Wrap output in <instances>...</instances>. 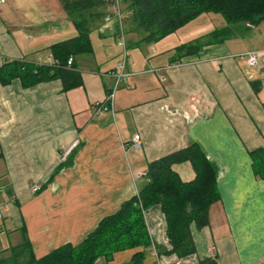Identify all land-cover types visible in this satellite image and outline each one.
<instances>
[{
    "label": "crops",
    "instance_id": "obj_1",
    "mask_svg": "<svg viewBox=\"0 0 264 264\" xmlns=\"http://www.w3.org/2000/svg\"><path fill=\"white\" fill-rule=\"evenodd\" d=\"M78 20L60 0H7L0 6V67L38 58L49 63L53 45L78 36ZM102 23L91 26L93 52L75 57L82 87L63 92L59 79L30 88L19 79L7 86L0 82V206L11 203V212L0 219V253L22 244L23 229L37 258L80 245L102 219L137 195L150 162L197 143L217 166L220 200L210 208L207 227L192 225L197 253L183 259L165 255L170 245L161 209L145 213L164 264L207 258L217 264L264 263V177L251 155L264 150V57L257 68L237 58L264 51V22L236 25L231 38L209 39L186 55L175 52L195 40L189 35L187 42L169 41L173 33L147 43V33L137 31L132 20L125 31L131 76L116 92L115 115L96 118L94 105L113 85L102 75L121 62L119 29L111 22L101 28ZM214 32L208 28L190 37ZM75 141L70 165L55 173ZM173 170L184 182L196 177L189 162ZM151 243L141 264H154ZM142 251L118 252L96 264H134Z\"/></svg>",
    "mask_w": 264,
    "mask_h": 264
},
{
    "label": "trees",
    "instance_id": "obj_2",
    "mask_svg": "<svg viewBox=\"0 0 264 264\" xmlns=\"http://www.w3.org/2000/svg\"><path fill=\"white\" fill-rule=\"evenodd\" d=\"M130 1L128 8L132 11V20L147 33L144 39L147 43L166 38L207 12L220 13L227 21L226 28L212 33H222L224 36L213 39L217 42L231 38L236 25L258 26L264 22V0ZM60 2L68 15H79L80 20L75 22L78 36L51 47L52 59L58 64L38 66L35 60L3 64L0 67V82L3 86L16 79L21 81L24 88L58 79L62 82L63 92L83 86L82 73L75 57L93 52L91 26L105 18L106 11L112 8L115 0ZM93 11L97 13H92ZM202 46L200 41L198 44H184L176 50L178 54L190 55L198 52ZM71 57L74 64L72 69H68L66 65ZM73 153L74 151L55 173L70 165ZM251 155L256 173L264 177V150H257ZM185 162L191 163L196 173L191 182L182 181L173 170L175 164ZM219 200L217 166L202 147L194 143L150 162L146 180L140 184L138 194L125 201L115 214L102 219L80 245L66 244L43 258H37L27 231L23 229L22 244L0 253V264H96L100 259L112 260L118 252L143 248L145 251L137 252L133 258L134 264H141L151 242L144 214L154 207H159L166 218L170 249L165 251V255L187 258L197 253L191 232L192 225L199 230L207 227L210 208ZM200 264H217V261L207 258Z\"/></svg>",
    "mask_w": 264,
    "mask_h": 264
},
{
    "label": "built area",
    "instance_id": "obj_3",
    "mask_svg": "<svg viewBox=\"0 0 264 264\" xmlns=\"http://www.w3.org/2000/svg\"><path fill=\"white\" fill-rule=\"evenodd\" d=\"M7 0H0V6L4 5ZM111 9H114L116 11V15L113 16L114 19L118 20V24L120 26V29L118 30V33L116 35V45L121 50V62L119 63L118 67L115 70L108 71L104 73L102 76H104L107 79L113 80V85L111 90L106 94L105 99L102 102H98L94 105V111H95V117L101 118L106 114L115 115V100H116V92L118 89L125 83H127L128 78L131 76L130 72L128 71V62H129V56H128V49L126 45V33L123 28V8L121 5V0H115L114 5ZM125 10V9H124ZM129 11V15L132 17V11ZM110 14H107L104 18L107 22H112L113 19ZM264 57V51H255V52H249L246 54L239 55L237 58L247 61L248 65L253 68H257L260 66L261 59ZM36 64L38 66L44 65V64H58L55 62L52 58L49 60V63H44L41 58L36 59ZM74 64V59L71 57L67 61L66 68L72 69ZM150 72H156L158 73L159 70L156 71H150ZM140 136H135L134 138V147L139 148L140 147ZM79 146V142L75 141L69 148H67L64 153L61 155V161L64 162L67 160V158L70 156L72 151H74ZM34 192H38L40 190L39 186H34L32 188ZM138 194V191H137ZM11 212V203H6L4 205L0 206V219H3V217L6 214H9ZM145 215V214H144ZM150 241L152 242V248H151V255L154 258V264H164L163 262V255L160 253L158 247L156 246L155 242L153 241L150 233H149ZM169 243V240H168ZM264 264V263H261Z\"/></svg>",
    "mask_w": 264,
    "mask_h": 264
},
{
    "label": "rangeland",
    "instance_id": "obj_4",
    "mask_svg": "<svg viewBox=\"0 0 264 264\" xmlns=\"http://www.w3.org/2000/svg\"><path fill=\"white\" fill-rule=\"evenodd\" d=\"M129 2H130V0H121L122 8H127L125 10L124 9L122 10V12H123V28L125 31H126V28H128L130 26V24L132 23V17L129 15V11H127V10H130L128 8ZM126 3H127V5H125L126 6L125 7L124 4H126ZM110 10L111 11L109 14L113 18V16L116 15V11L114 9H110ZM111 23L115 24L117 26V28L120 29V26L118 24L117 19L113 18ZM108 24H110V23H107V21L104 20V23H102L103 26L101 28L105 29ZM227 26H228L227 21L223 17L222 14L215 13V12H207V13H204V14L200 15L199 17L193 19L192 21L188 22L183 27H181L178 31L175 32L176 34H174L169 39V41H171L173 43H175V42L179 43L180 41H183L184 38H185L186 42H187V39L190 40L191 42L194 39L195 40L198 39V40H201L202 44H205L207 46V42L209 39H211V40L212 39H221V37H224L222 35V33L210 34L207 37H203V35L201 36V34H200V36L198 35L197 37H190L192 35V33H194V32L197 33L201 30L208 29V28L213 29V32H214V30H216V31L222 30V29L226 28ZM112 28H115V27H112ZM137 31L142 32L143 30L138 28ZM112 35H113V37L115 36L114 34H112ZM187 35H189V37L186 39V37H184V36H187ZM195 40L192 43L198 44V42H200V41L195 42ZM92 46H93V43H92ZM157 48H158V46H157ZM175 53H177V52H175ZM175 53L173 56H175ZM175 57L177 58L178 55H176Z\"/></svg>",
    "mask_w": 264,
    "mask_h": 264
}]
</instances>
